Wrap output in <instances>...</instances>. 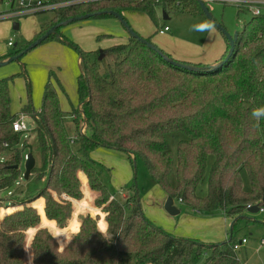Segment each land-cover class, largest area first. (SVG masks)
I'll use <instances>...</instances> for the list:
<instances>
[{"label": "trees", "instance_id": "obj_1", "mask_svg": "<svg viewBox=\"0 0 264 264\" xmlns=\"http://www.w3.org/2000/svg\"><path fill=\"white\" fill-rule=\"evenodd\" d=\"M51 1L69 4L52 10L51 23L36 39L52 26L80 16L113 18L109 12L122 16L126 11L151 15L153 10L148 0ZM191 2L195 1L186 0L183 7L202 14L197 2ZM53 39L78 52V107L70 115L77 122L76 131L83 123L88 133L71 140L56 90L48 81L40 110L32 116L42 165L35 167L30 176L36 174L37 180H44V188L35 195L2 204L8 209H0V264H24V258L29 264L30 257L31 264H192V258L203 259L201 264H239L232 250L235 223L243 217L247 205L264 209V118L257 121L251 115L253 109L264 106V17H253L237 33L228 60L218 66L229 45L211 68L173 60L143 39L167 59L192 70L171 65L132 37L127 44L90 52L64 39L59 28L44 42ZM31 42L9 57L21 53ZM102 55L116 58L104 75L98 69ZM18 75H24L27 81L28 103L23 110L33 112L26 70L23 68ZM14 77L0 80V155H8L0 163V191L22 177L20 165L27 155L19 144L22 134L11 129L16 115L10 110L9 85ZM175 138L173 151L170 142ZM98 148L125 153L133 168L141 160L154 182L189 209L201 214L221 210L227 217H237L228 240L205 244L156 227L143 214L134 181L130 186L133 195L123 202L109 193L98 177L97 163L88 156ZM79 172L87 178L90 189L100 193L94 204L96 194L87 185L93 206L106 214L98 226L105 230V216L107 231H98V215L95 219L86 215L70 243L59 250L46 229L34 235L36 229L30 228L38 224L37 210L42 216L41 226L55 230L54 224L45 219L43 207L48 219L60 226L65 224L72 203L74 206L82 201L76 200L82 198L80 182L86 179ZM243 174L249 182L248 191L244 189ZM111 196L115 199L109 200Z\"/></svg>", "mask_w": 264, "mask_h": 264}, {"label": "rangeland", "instance_id": "obj_2", "mask_svg": "<svg viewBox=\"0 0 264 264\" xmlns=\"http://www.w3.org/2000/svg\"><path fill=\"white\" fill-rule=\"evenodd\" d=\"M184 3H186V0H174L169 6L165 7L161 4L152 5L153 10L151 15L140 11H126L127 13L125 12L126 14L123 15V19L132 29V23H136L137 26H142L145 31H150L152 34L150 36H159L160 34L157 32L158 28L163 27V25H167L171 30L175 29L176 26H181L182 28L191 26L193 19L189 15L192 13L188 12V9H185L183 7ZM191 3L194 4L196 2ZM206 6L209 9V13L211 14V17L214 19V21L219 24L231 38H233L236 33H241L244 26L252 19V16L249 13H239L238 9L234 6H224L218 3H210ZM163 10H165V12L167 13L169 18L168 20L162 19ZM53 17L54 12L52 11H45L35 15L24 16L22 20L18 21V23L20 24L19 30H13V23L11 22V20H7L10 25V33L5 38L0 37V51H4L5 56H7L3 57V59H9L10 54L14 53L19 48H21L22 45L25 44L26 32L32 29L35 23H51ZM124 29L125 28L121 25V23H119L115 18H91L60 27L59 34H61L67 41L76 44L83 52L104 51L116 45L126 44L124 42V39L126 37V30ZM133 31L136 32L134 29ZM8 42L12 43V47H9L7 45ZM150 42L155 45L152 41ZM78 57V52L72 46L57 39H53L46 41L33 50L29 51L18 61L0 67V80L15 76L9 85L11 112L15 113L19 111L28 103L26 78L24 75H18L24 68L26 70L27 78L30 84V104L32 105L33 109L40 110L45 84L50 81L52 83V86L56 90L60 109L65 114L64 126L66 133L70 137L73 136L76 139L80 135H86L88 133L87 126L81 122L82 125H80V129L83 128L84 131L82 133V131L79 129V132H77L75 128V124L77 122L76 120L74 121V118L70 115L72 108L76 109L78 107ZM115 60L116 58L113 55H105L104 57H102L98 64L100 73L104 75L107 71L108 65L112 64ZM31 123L32 122L30 120L27 121V124L30 125L29 129L32 130L28 140H25L26 142L25 144H23L24 139L22 136L20 137L19 144L22 148L23 153L31 154L34 157L36 161L35 167L39 168L42 165V159L36 141V134L33 131L35 125L32 127ZM170 143L173 151H175L177 138L171 139ZM96 150L99 152L96 155L92 156L91 153ZM104 151H107L108 153H111V155L115 156H103ZM119 155H122V157L127 160L129 169H131L132 174L135 171L137 186L140 190L144 191L142 182L147 172L141 160L138 159L135 163V168H133L131 162L128 159V156L125 153L106 148H98L92 150L88 156L91 160L97 163L96 169L98 177L111 195H118V192L120 190L119 188H123V192L121 191L122 194H119L120 197L117 196V199L123 202L124 199H128L133 195V190L130 187L126 190V188H124L125 186L119 185V183H116L114 185L111 182L110 178L112 172H109V170L112 169L115 173V170L117 171L116 165L119 163H123ZM24 162L25 160L20 165L22 176L24 173ZM99 174L101 175V177ZM35 176L32 174L27 180H24L22 178L20 186L18 187L14 184L9 189L0 191V199H5L8 192H13L14 197L12 198L14 200L35 195L39 190L44 188V180H37ZM243 180L244 189L248 191L249 182L245 174H243ZM132 181L133 178L131 177V181L128 182L127 185H131ZM173 182L174 176L172 175L171 183L173 184ZM81 185L84 195L81 199L76 201H82L75 203L74 206L72 203V210L74 207L72 220L70 221L68 227L63 230L68 236L69 232L73 233L77 231L80 216L81 219L86 215L90 216L92 219H95L97 218L96 215H98V217H100V221L102 222L104 213L96 205L95 206L100 210L93 206L92 200H90L88 196L86 182L83 181L82 184L80 182V187ZM204 192L205 189L203 188V193ZM98 194L100 195V193ZM97 197L94 198V204ZM65 199L68 198L65 197ZM68 200L71 201V199ZM143 201L144 200H142L141 198L140 205L144 216L151 223L153 222L152 224L164 230L165 232H167L168 229L173 230L176 226V221H179L182 215L185 214V209H183L182 214L175 217L164 214V218L166 219V221H159V223H155L152 219L149 218L148 209L145 206V202ZM0 205L1 209L3 205L6 206L8 204L4 203L3 205ZM126 213H128L127 209ZM104 215L106 216V214ZM217 217L220 218L219 221L221 222V225L224 224L223 221H221L222 217L219 216V214L205 216L202 218L212 219ZM236 218L237 217L229 218V220L226 222V227L223 225L224 227L220 229V232L222 233L220 235V239L222 236L221 241L205 244H217L228 240V238L230 237V226ZM168 221H170L171 223L169 224ZM211 224L214 225L215 222H211ZM198 230L205 231V228L200 227ZM216 232H219V229ZM233 236L235 242L240 241L242 238H246L247 240V243L245 245H243L238 251H235L239 264H264V244L260 245V242L262 240L264 241V213L257 212L252 214L246 210L243 214V219H239L238 221H236ZM202 261L203 259L192 258V264H201Z\"/></svg>", "mask_w": 264, "mask_h": 264}, {"label": "crops", "instance_id": "obj_3", "mask_svg": "<svg viewBox=\"0 0 264 264\" xmlns=\"http://www.w3.org/2000/svg\"><path fill=\"white\" fill-rule=\"evenodd\" d=\"M126 13L124 12L122 14V17ZM189 16L193 19L191 26H188L187 28H185V27L182 28L181 26H176L175 29L171 30L167 25H163V27L167 26L169 28V32L159 33V30L163 28V27H160V28H158V31H157L160 34L159 36L158 35L150 36V35H152L150 31H145L142 28V26H137L136 23H132V27L138 33L137 34L135 32L138 36L142 37L143 39H148V40L152 41L156 45V47L159 48V50H161L165 54L169 55V57H171L173 60H176L179 62H184V63H190V64H200L203 66H211V65L216 64L217 62L220 61V59L223 57V55L228 50V43H227L225 37L215 27L213 28L212 31L200 30L196 27V26L204 23L205 21H207V19L204 15H202L200 13H192ZM162 19L163 20L169 19L168 15H167V19H164L163 17H162ZM19 20H22V18L15 19V20L11 21L13 23L12 24L13 30H19L20 29V24L18 23ZM14 23H16V27L14 26ZM49 24H50L49 22H47L46 24H41V22L35 23V25L32 27V29H30L28 32H26V36H25L26 42L24 45H26L27 43H30L31 41L33 42L38 37L39 33L43 29L47 28L49 26ZM0 29H1L0 37L5 38L10 33V25H9L7 20L0 21ZM124 30H126V29H124ZM217 31L220 33H218ZM125 34H126L125 35L126 37L124 39V42L127 44L129 41L130 35L127 33V31H125ZM24 45H22L21 47H23ZM3 52L4 51H0V61H6L3 59V57H7V56H5V52L4 53ZM104 56L105 55H102L101 57H104ZM99 60H101V59H99ZM78 64H79V60H78ZM23 108L20 109L19 111L15 112V113H13V112H11V113L13 115L17 116V114L19 112L23 111ZM33 111L38 112L39 109L38 110L33 109ZM98 152L99 151H97V150L93 151L91 153V155L92 156L96 155ZM103 154H104L103 156H106V157L115 156V155H111V153H108L107 151H104ZM108 154H110V155H108ZM119 156L121 157L123 163H119L116 165L117 171L115 170V173H114V170H112V169L109 170L110 173L112 172L110 175L111 182L114 185L116 183H119V185H124L125 186L124 188H126V190H127L131 186V185L128 186L127 184H128V182L131 181V177H132L133 181L135 182L136 188L138 190L139 199L141 200V198H142V200H144L143 202H145V206L148 209L149 218L152 219L155 223H159V221L160 222L166 221V219L164 218V214H167V213L164 211L163 205H164L165 200L168 197V195L154 182V180L147 173H146L144 180L142 182V185L144 187V191L140 190L139 187L137 186L136 173L134 172L132 174L131 169H129V165L127 163V160H125V158L122 157V155H119ZM35 166H36V161H35ZM79 173H82V172H79ZM79 173H78V177H79ZM84 177H85V175H84ZM100 177H101V175H100ZM85 179L87 182L86 177H85ZM87 185H88V182H87ZM88 187H89V185H88ZM89 189H90V187H89ZM119 189H120L119 192H121L123 188H119ZM117 190H118V188H117ZM80 191H81L82 196H83L84 194L82 191V185L80 187ZM90 191H92L93 193L96 194L95 197H97L99 195L98 194L99 192H97V191H93L91 189H90ZM50 194L54 197L53 192H50ZM54 198H56V197H54ZM39 199H41V198H39ZM42 200H43V206H44V199L42 198ZM174 205L179 210V215L182 214L183 209H185V214L182 215V217L180 218L179 221H176L175 228L173 230L168 229L167 232L168 233L170 232L173 236L179 237V238L196 239L199 241H203L204 243L221 241L222 236L220 239V235L222 233L220 232V229L226 225V222L229 220V218L233 217V216L227 217L224 214V212L221 210L216 211V212L211 213V214H201L199 212H196L195 210H192V209H189V208L183 206L182 204L178 203V201H176V200H174ZM29 206H31V205H29ZM31 207H33V206H31ZM2 208L8 209V208H4V207H2ZM34 209L36 210V208H34ZM36 212H37V215L39 217L38 224L34 227H31L30 229H36L34 235L41 228L46 229L50 234L51 230L48 227L41 226L42 216L38 213L37 210H36ZM43 214H44V217L47 221H49V222L52 221L45 216L44 207H43ZM214 214H219V216L222 217L221 221H223L224 224L221 225V222L219 221L220 218H218V217L212 218V219H203L202 218V217L210 216V215H214ZM72 215H73V210L71 211L69 218L67 219V221L65 222V224L63 226H60L59 223L56 220H54L56 222L54 224L55 229H61V230L66 229L68 227L70 221L72 220ZM99 220H100V217H98V221L96 222L97 229L100 233L105 234L107 231V227H108L107 222L105 220V216H104V222L106 224L105 230H101L99 228V226H98ZM168 222H169V224L171 223L170 221H168ZM211 222H215V224L212 225ZM80 224H81V216L79 218V227H80ZM79 227H78L77 231H75L73 233L69 232L70 240L79 231ZM200 227L205 228V231L198 230ZM230 228H231V226H230ZM30 229H28L27 231H29ZM218 229H219V232H216ZM27 231L25 232V240H26ZM242 239H246V238H242ZM25 240H24V243H25ZM54 240L57 243V246L59 247L57 239H54ZM262 242H264V241L262 240L260 242V245L264 244ZM31 250H32V248H31ZM59 250H61V249H59ZM24 257H25V250H24ZM24 264H25V258H24Z\"/></svg>", "mask_w": 264, "mask_h": 264}, {"label": "built area", "instance_id": "obj_4", "mask_svg": "<svg viewBox=\"0 0 264 264\" xmlns=\"http://www.w3.org/2000/svg\"><path fill=\"white\" fill-rule=\"evenodd\" d=\"M83 2H91L96 0H81ZM151 2L152 5H164L169 6L171 2L174 0H148ZM187 1H201L202 3L207 4L210 3H218L222 4L224 6L230 5L234 6L238 9L239 13L247 12L249 13L252 18H259L264 17V0H187ZM69 3L68 2H61V3H55L51 0H0V21L4 20H15L23 18L24 16L28 15H35L38 13H42L45 11H52L59 7H65ZM179 4V3H178ZM207 7V6H206ZM164 9V8H163ZM208 9V8H207ZM209 11V9H208ZM169 32V28L167 26H164L162 29L159 30V33H166ZM9 47H12V43L8 42L7 44ZM35 114V112H24L21 111L17 114L16 118L11 123V129L15 133L22 134L24 140H28L32 130L29 129V124H27V121L30 120L32 123V127L35 125L34 120L32 116ZM83 133V128L80 129ZM75 137H71V140H75ZM4 147H7V144H3ZM8 159V155H0V163L5 162ZM24 160H26V155L24 156ZM23 160V161H24ZM23 177L19 178L18 181H16L15 185L18 187L20 186L21 180ZM119 194H122V192H118ZM13 192H8L6 198L1 201V204L4 203H13L14 199L12 198ZM120 197V196H119ZM115 199L114 196H111L109 200ZM178 203L181 204V201L179 200ZM253 205H247L246 210L252 208ZM258 212L264 213V209L258 207ZM247 243L246 239H241L240 241L236 242L232 245V250L238 251L244 244ZM263 243V242H262Z\"/></svg>", "mask_w": 264, "mask_h": 264}, {"label": "water", "instance_id": "obj_5", "mask_svg": "<svg viewBox=\"0 0 264 264\" xmlns=\"http://www.w3.org/2000/svg\"><path fill=\"white\" fill-rule=\"evenodd\" d=\"M197 4L202 12V14L206 17V19L211 22L213 24V26L218 29L222 35L225 37V39L228 42L229 45V50L228 53L226 55V57L224 58L223 61H221L219 63L218 66L222 65L223 63H225L228 58L232 55L233 50H234V45H235V39H236V35L233 38H231L229 36V34L219 25L217 24L214 19L211 17V14L209 13L207 7L205 6L204 3H202L201 1H197ZM163 14V18L167 19V13L165 12V10H163L162 12ZM109 15H111L113 18L117 19L122 25L123 27L126 29L127 33L130 35V37L132 38H136L138 40H140L142 43H144L149 49L157 52L159 55H161L165 60H167L171 65L177 66L179 68H183V69H188V70H192L193 68H190L184 64L172 61L167 59V57H165L155 46H153L152 44L146 42L145 40L141 39L130 27L129 25L123 20V17L121 15H119L118 13L115 12H109ZM91 15H85V16H80V17H76V18H72L70 20H67L65 22L62 23H58L54 26H52L50 29H48L42 36H40L38 39H36L35 41H33L31 44H29L21 53H19L16 56L10 57L9 59H7L6 61H0V67L5 66L9 63L18 61L19 58H21L23 55H25L26 53H28L29 51L33 50L34 48H36L37 46L41 45L50 35L55 33V30H57L58 28L68 25L70 23H74V22H78V21H83V20H87L90 18ZM14 26L16 27V23H14ZM212 66V65H211ZM211 66H209V68H211ZM35 168V159L31 154H27L26 155V160L24 162V173H23V179L27 180L31 174V171ZM164 211L171 217L177 216L179 215V210L175 207L174 205V200L173 198H171L170 196H168L165 200V203L163 205ZM249 213H257L258 212V207L257 206H252L251 209L248 210ZM239 219H243V217H240Z\"/></svg>", "mask_w": 264, "mask_h": 264}, {"label": "clouds", "instance_id": "obj_6", "mask_svg": "<svg viewBox=\"0 0 264 264\" xmlns=\"http://www.w3.org/2000/svg\"><path fill=\"white\" fill-rule=\"evenodd\" d=\"M196 27L200 30H208V31H212L214 28L213 24L209 21H205L204 23H202ZM251 115L257 121L264 118V106L253 109ZM51 223L55 224L56 222L54 220H52ZM50 234H51L52 238L57 239V242L59 244L58 249L62 250L64 246H66L68 243H70L69 236L66 235L65 232L61 229L51 230ZM60 238H63V239H60ZM31 259H33V258L30 257L29 264H31Z\"/></svg>", "mask_w": 264, "mask_h": 264}]
</instances>
